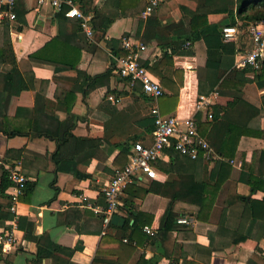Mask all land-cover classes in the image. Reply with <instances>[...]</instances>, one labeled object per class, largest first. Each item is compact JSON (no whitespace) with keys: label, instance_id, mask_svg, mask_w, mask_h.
I'll list each match as a JSON object with an SVG mask.
<instances>
[{"label":"crops","instance_id":"crops-1","mask_svg":"<svg viewBox=\"0 0 264 264\" xmlns=\"http://www.w3.org/2000/svg\"><path fill=\"white\" fill-rule=\"evenodd\" d=\"M148 1L139 0L110 23L107 13L116 11V0H94L98 9L89 11L94 27L90 38L78 28V19L48 4L17 0L13 20L1 14L4 7L0 6V41L12 46L21 77L19 94L4 92L10 64L1 59L0 124L28 132L6 136L0 131V179L4 169L16 167L35 183L28 199H19L14 220L7 208L11 185L0 190V231L16 225V245L9 253H0V264H94L93 260L95 264H264V56L257 71L260 78L253 70L235 66L238 56L251 47L248 27L231 24V13L236 23L241 22L236 15L240 0H158L143 18L140 12ZM233 26L235 39H223L221 29ZM197 29L209 31L184 46V39ZM123 37L146 45L142 64L173 50V70L183 72V84L176 101L158 98L162 114L195 115L196 97L204 94L216 116L211 120L203 113L195 115L199 134L211 148L210 158L190 161L180 154L171 158L166 152L155 165V179L134 181L136 188L127 187L120 195L116 214L124 219L122 226L105 227L99 215L83 206L81 197L102 205V188L113 170L127 162L120 149L127 148L129 155L132 141L143 145L152 141L148 112L153 104L138 86L130 88L118 75L106 43L116 39L122 50ZM35 53L37 58L30 57ZM110 69L109 76L94 83L84 79ZM165 69L174 83L173 72ZM244 69V76L237 73ZM160 83L169 95L171 91ZM108 95L120 102L109 101ZM235 98L236 104L228 106ZM70 115L75 122L72 133L80 141L73 158L54 163L51 153L57 140L37 130L51 124L52 117L61 122ZM230 125L259 132L243 134L233 128L229 137ZM224 144L230 168L221 179L217 168L225 155L218 153ZM249 175L262 181L251 185L254 179ZM217 180L221 183L214 185ZM153 181L161 185L148 191ZM207 182L211 185L200 208L201 183ZM169 204L179 219L189 222H178L175 230L157 234ZM133 211L136 216L151 214V224L146 226L155 234L143 231L145 238L119 240V230L133 223ZM27 221L34 223L43 251L52 249V254L36 258L37 245L23 237Z\"/></svg>","mask_w":264,"mask_h":264},{"label":"built area","instance_id":"built-area-1","mask_svg":"<svg viewBox=\"0 0 264 264\" xmlns=\"http://www.w3.org/2000/svg\"><path fill=\"white\" fill-rule=\"evenodd\" d=\"M17 0H0V6L4 7L1 13L9 20L16 18L14 7ZM38 6L50 5L56 11L65 9L64 15L79 20L82 30L90 38L92 28L90 15L84 14L74 0H36ZM158 0H149L140 12V16L147 17L156 7ZM248 33L251 38V47L238 56L235 66L258 70L264 56V18L248 25ZM236 28L223 27L222 38L234 40ZM188 45V43L186 44ZM120 47L124 54L112 55L116 63V72L124 78L130 88L138 86L144 96L148 97L153 104L150 108L153 118L152 141L149 145L141 142H134L130 147V154L127 162L113 170L109 182L102 188L101 195L103 204L91 203L85 196L81 197L83 206L92 210L96 215L102 216L103 225L106 227L111 217L116 214L119 205L120 195L126 187L134 181L153 180L157 177L155 165L160 158L166 154L168 148H173L179 154L190 159H197L201 156L208 160L211 156V148L207 140L199 134L195 115H203L211 119L209 96L198 94L195 102L194 114L180 117L173 114H162L158 108L157 100L164 93L160 81L141 62V55L146 50V45L140 40H133L123 37L120 40ZM216 94V91H213ZM107 99L113 103H119L120 98L108 95ZM11 186L8 191L10 204L8 210L16 218V206L20 196L24 193L26 176L18 171L11 170L9 174ZM264 196V194H263ZM180 223H188L186 218L178 219ZM16 225L0 231V253L7 254L16 245L14 235ZM143 231L148 235H154L155 231L149 226H143Z\"/></svg>","mask_w":264,"mask_h":264},{"label":"trees","instance_id":"trees-1","mask_svg":"<svg viewBox=\"0 0 264 264\" xmlns=\"http://www.w3.org/2000/svg\"><path fill=\"white\" fill-rule=\"evenodd\" d=\"M138 1L139 0H116V2H115L116 11H114V12L110 11L107 13L108 22L111 23L117 17L123 16L125 14L124 10L126 8H128L129 6L136 5ZM74 2L76 3V5L80 9V11H82L84 14L90 15L91 14V12H89L90 10L98 9V6L96 4H94V0H74ZM236 10H237L236 15L241 20V22L239 24L236 23V21H234L235 19L233 17V14L231 13L230 14V17L232 19L231 24H235V26H237V27L247 28L250 23L264 18V0H240V2H238ZM64 11H65V9H62L59 12H62L64 15ZM20 28H21V25H18L16 27V29H19V30H20ZM78 28L81 29V25H80L79 21H78ZM91 28H92V30H94V27L92 25H91ZM208 31H209L208 29H204V30H201V29L198 30L197 29V30L191 31V36H187L184 39V46H188L189 44L199 40L201 38V36ZM144 33H145V31H144ZM106 43H107V46H109L112 55L119 56L121 54H124L123 49L120 50L117 47V44H116L117 40L116 39L106 40ZM119 43H120V41H119ZM187 43H188V45H186ZM36 55H38V54L35 53V54L31 55L30 57L37 58ZM172 56H173V50H171L170 52L163 51V52H161L160 57L155 59L154 62H152L150 64L145 63L143 65L152 74H155L156 76H158L160 81H162L164 83L165 87H167L171 91V93L169 95L163 93L160 97L165 96V98H167V99L171 98V100L176 101L177 97H178L179 89L183 84V81H182V73L183 72L176 70V69L173 70ZM1 59L3 60V62H8L10 64V69L4 75V85L5 86L3 88V91L4 92L11 91L12 92L11 94L17 95V94H19L20 89H21V77H20V68H19L20 63L17 61V59L13 53L12 46L8 42L3 43V41H0V61L2 62ZM111 61L113 62V60H111ZM52 62H54V61H52ZM261 63H262V60H261ZM71 68H74V67L72 66ZM165 68H167V69H165ZM164 69L166 70L167 73L173 72V75L176 77V81L174 83L167 78V75L164 72ZM246 69L253 70L250 68H246ZM246 69H244L243 71H237V73H239L241 76H244ZM253 71L256 73L257 71H259V69L253 70ZM110 73H111V69L102 73V74L95 75L93 77L88 76V75H84V77H85L84 79H86L88 82L94 83L100 78H104V77L109 76ZM258 73L259 72H257L255 74L256 78H260V73L259 74ZM241 80H245V77L244 78L241 77L240 81ZM9 85H10V88H8ZM133 89H135V88H133ZM143 97L145 98V96H143ZM146 99H147V97H146ZM148 100L150 101V99H148ZM236 100H238V98H235L231 104L227 103L228 106L236 104ZM210 110H211L212 115H213L211 120H214L216 113L213 111V109H210ZM148 115L151 116L150 109H149ZM73 121H74V119H73L72 115H70V118L66 119L65 121H61V122L54 119V117H52V123L51 124H49L46 127H40L39 130H37V133L44 134L46 136H51L52 138L57 140L56 149L54 150V152L51 153V158H52V161H54V163H58L62 160H69L70 158H73V156H74L73 154L75 153L76 143H77V141H80V139L75 137L72 133L73 127L75 125V122H73ZM151 123H152V128L149 129L150 132L153 129V118H151ZM29 127H31V125H29ZM233 128L239 129V131L243 134H248V133L249 134H252V133L258 134V132H259L250 126L230 125L228 127V130H227L229 137L233 131ZM0 131L3 134H5L6 136H14L17 134H27L28 133V132H26V133L22 132L21 130L17 129L16 127H11L10 125L5 124V123L0 124ZM133 142L134 141H132V143ZM225 150H227V148H225V144H224L223 147L221 146V148H219L220 153H218L221 155L222 154L225 155V157H223V159L221 161H219V165L217 168V178H221V179L224 178V177H222V173L224 171H228L230 168V165H228V163L226 162L227 160L229 161L230 157L227 155L228 150L227 151H225ZM166 152L171 156V158H173V155L179 154L173 148H168L166 150ZM261 153H264V152L262 151ZM127 154H128L127 148L126 149H123V148L120 149V155L127 157L128 156ZM182 156H184V155H182ZM184 157L190 161H197L199 159H202L201 156H199L197 159H190L186 156H184ZM127 160H128V158H127ZM11 170H17V169H16V167H11L9 169L3 170V173H2L1 179H0V190H1V192H3L7 187H9L11 185V180L9 179V174H10ZM248 177L249 178L252 177L254 179V183H251V185H259L260 181H262V179L260 177L251 176V175H249ZM220 183H221V181L217 180V182L214 185H219ZM25 185L26 186L24 188V193L20 196V198H19L20 200H27L28 199V197L31 195V193L33 191L35 183L26 181ZM151 185H152L151 189H149L148 191L152 190V187H153V190L157 189V187H159L161 184L157 181H153L151 183ZM201 185H202L201 192L203 193L204 196L202 197V199L199 203L200 208H201L202 204L204 203V200L206 199V194L208 193L207 187H208V185H211V184L209 182H207V183H201ZM127 187L136 188V186L133 183L129 184ZM9 204H10V200H9V196H8V206H9ZM129 210H131V209H129ZM179 216H180V214L173 210L172 204H169L168 207L166 208L165 212H164L162 222L160 223V225L156 231L157 234L158 233L160 234V233H165V232H171V231L175 230L176 227L179 225V223H178ZM12 217H13V214H10L9 218L11 219ZM99 217L102 221V219H103L102 216H99ZM132 217L134 218L133 223L131 225H129L127 223L125 228L119 230V235H118V237H120V238H118L119 240H121L122 238H126L127 241L132 242V241L136 240L139 235H142L143 238H145V235L143 233V226L146 224L147 225L151 224V221H152L151 214L146 215L145 213H139L138 216H136L134 214V211H133ZM20 223H21V219L18 218L17 219V226L18 227L19 226L21 227ZM108 226H111V224L109 223ZM24 229H25L24 234H23L24 239L33 241L37 245V253H36L37 259H42V258L46 257L47 255L52 254L51 253V251L53 252L52 249H47V251H43V248L40 245V237L34 233V223L33 222L27 221ZM127 229H130L129 234L127 233ZM55 248H59V247L56 246ZM93 262L95 264L96 260H93ZM65 264H69V263L66 262Z\"/></svg>","mask_w":264,"mask_h":264},{"label":"water","instance_id":"water-1","mask_svg":"<svg viewBox=\"0 0 264 264\" xmlns=\"http://www.w3.org/2000/svg\"><path fill=\"white\" fill-rule=\"evenodd\" d=\"M123 222H124V219L117 214H114L110 220V223L116 226H122Z\"/></svg>","mask_w":264,"mask_h":264}]
</instances>
